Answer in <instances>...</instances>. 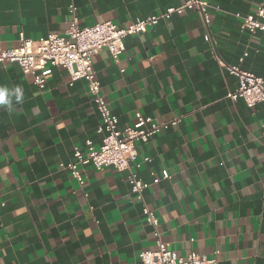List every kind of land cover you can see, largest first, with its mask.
<instances>
[{"label": "crops", "instance_id": "0c3cea01", "mask_svg": "<svg viewBox=\"0 0 264 264\" xmlns=\"http://www.w3.org/2000/svg\"><path fill=\"white\" fill-rule=\"evenodd\" d=\"M184 1L0 0V47L17 46L21 31L35 39L65 34L72 3L82 26H128ZM258 1L210 0L209 26L190 9L129 35L120 62L108 49L93 57L121 127L133 125L139 111L157 122L181 119L138 143L142 166L134 167L151 183L146 201L163 239L181 256L264 264V103L229 97L238 77L220 61L237 65L248 52L242 67L264 77V30H243L235 15L253 12ZM0 87L23 92L10 110L0 105V199L7 202L0 264H142L156 239L130 170L82 166L80 183L61 166L76 148L103 142L87 80L71 85L68 70L54 66L40 89L18 63L0 62Z\"/></svg>", "mask_w": 264, "mask_h": 264}, {"label": "built area", "instance_id": "2783aa9c", "mask_svg": "<svg viewBox=\"0 0 264 264\" xmlns=\"http://www.w3.org/2000/svg\"><path fill=\"white\" fill-rule=\"evenodd\" d=\"M210 6V0H185L160 13L133 21L128 26H120L113 20L82 26L77 12L78 7L72 3L70 5L72 21L65 34L53 32L35 39L21 31L17 46L0 47V62L18 63L24 73L32 75L40 89L46 87L54 66H63L68 70L71 85L79 79L87 80L92 99L101 115L98 131L104 133L103 142L96 145L89 141L87 151L76 148L73 159L68 163H61V166L69 169L80 183L85 182L82 166L91 165L97 170H103L106 167H114L119 171L130 170L129 182L132 193L143 203V213L148 224L153 227L156 239L155 248L141 253L142 264H218V260L196 251L188 256H181L163 239L160 219L146 201V190L151 183L143 180L134 168L142 166V162L138 161V143L148 142L162 129L177 125L181 121L180 117L166 122H157L152 116L139 111L133 125L121 127L118 115L114 113L103 92L102 82L94 68L93 57L101 50L108 49L115 61L120 62L126 50V38L129 35L147 32L150 26L158 24L161 20L168 21L175 14H182L190 9H198L206 25L209 26ZM216 8L221 9L220 6ZM235 15L240 20L243 30L251 32L264 30V0L258 1L257 8L253 12L247 14L235 12ZM205 37L216 44L210 33H207ZM247 55L248 52H245L237 65H227L219 59L228 71L238 77V87L235 91L229 92L228 96L233 99L242 97L250 107H253L260 102L264 103V77L242 67ZM262 136L264 137V128ZM151 160L150 156L144 158V162ZM170 177L168 173L164 175V178ZM160 180L161 178L156 176L153 183H158ZM6 205L7 202L0 199V211Z\"/></svg>", "mask_w": 264, "mask_h": 264}, {"label": "clouds", "instance_id": "9594fccd", "mask_svg": "<svg viewBox=\"0 0 264 264\" xmlns=\"http://www.w3.org/2000/svg\"><path fill=\"white\" fill-rule=\"evenodd\" d=\"M13 97H15L16 102H22L23 92L20 87H15L11 90L7 87H0V105L7 106L10 110L13 103Z\"/></svg>", "mask_w": 264, "mask_h": 264}]
</instances>
